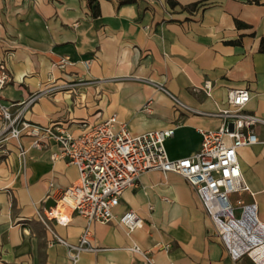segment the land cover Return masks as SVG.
<instances>
[{"label":"crops","instance_id":"0c3cea01","mask_svg":"<svg viewBox=\"0 0 264 264\" xmlns=\"http://www.w3.org/2000/svg\"><path fill=\"white\" fill-rule=\"evenodd\" d=\"M62 58L70 64L59 69ZM0 62L10 75L0 92L5 106L51 85L50 75L55 85L74 84L39 96L24 111L29 122L73 136L111 116L131 134L174 128L165 149L180 159L199 149V129L222 125L216 113L228 107L229 90L247 89L245 112L264 120V0H0ZM254 131L261 142L237 149L249 188L237 198L254 202L264 224V124ZM30 141L21 137L23 160L13 139L0 144V264H255L246 256L232 260L193 188L157 170L141 174L114 209L116 217L134 211L143 225L127 234L116 218L94 224L97 251H83L73 263L67 247L50 243L38 212L76 183L77 169L52 159L54 142L33 148ZM67 216L65 226L48 224L76 243L85 220ZM134 244L148 260L129 250Z\"/></svg>","mask_w":264,"mask_h":264},{"label":"built area","instance_id":"2783aa9c","mask_svg":"<svg viewBox=\"0 0 264 264\" xmlns=\"http://www.w3.org/2000/svg\"><path fill=\"white\" fill-rule=\"evenodd\" d=\"M69 64L68 58H62L55 65L64 69ZM83 65L88 69L90 60L83 61ZM9 81L8 69L0 62V92ZM48 82L51 85L39 89L23 102L10 106L0 102V144L13 139L18 147L19 158L23 160L26 154L21 143L23 135L31 138L30 145L33 148H42L54 142L57 151L52 154V159H63L76 167V183L62 191L54 207L38 212V219L52 235L50 243L67 247L68 257L73 263L77 262L81 252L97 251L93 244L94 224H106L116 218L125 227L127 234L143 225V220L134 211L129 210L116 217L114 209L123 191L134 187L140 175L151 170L163 174L176 173L186 180L195 191L212 221L217 237L232 260L250 256L251 251L264 245V224L258 220L256 204L245 203L239 197L233 200L234 195L249 191L239 167L237 149L261 142L254 127L264 124L262 118L244 110L250 98L247 89L227 92L228 107L216 113L223 119L222 125L214 130H198L201 142L193 155L171 159L167 155L165 142L173 136L174 128L131 134L125 124L116 127L117 119L111 116L78 136H73L56 125L29 122L24 117V111L39 96L52 95L65 86H74L73 83L55 85L51 75ZM202 90L209 96L211 81L205 80ZM171 98L182 105L174 97ZM13 107L15 110L11 111ZM145 107L148 108V104ZM68 211L75 212L85 220L76 243H69L48 224L54 220L57 224L67 225ZM155 246L164 251L170 249V244L158 243ZM129 250L148 260L146 253L137 245H132ZM260 260L264 263L262 258Z\"/></svg>","mask_w":264,"mask_h":264},{"label":"bare ground","instance_id":"6f19581e","mask_svg":"<svg viewBox=\"0 0 264 264\" xmlns=\"http://www.w3.org/2000/svg\"><path fill=\"white\" fill-rule=\"evenodd\" d=\"M252 260L254 259L257 262L261 263L260 258H262V260L264 261V245L257 247L256 249H254L253 251H251L250 256H249Z\"/></svg>","mask_w":264,"mask_h":264},{"label":"trees","instance_id":"16d2710c","mask_svg":"<svg viewBox=\"0 0 264 264\" xmlns=\"http://www.w3.org/2000/svg\"><path fill=\"white\" fill-rule=\"evenodd\" d=\"M94 0H90V3L92 4ZM195 4H192L190 7H194ZM94 10H95V14H97V6H94ZM235 24H236V27L238 28H242V27H248V25H246L245 23L239 21V20H235ZM262 50H263V47H262Z\"/></svg>","mask_w":264,"mask_h":264},{"label":"water","instance_id":"95a60500","mask_svg":"<svg viewBox=\"0 0 264 264\" xmlns=\"http://www.w3.org/2000/svg\"><path fill=\"white\" fill-rule=\"evenodd\" d=\"M55 204H56L55 200L48 199V200L45 202V207L48 209L49 207H53V206H55Z\"/></svg>","mask_w":264,"mask_h":264},{"label":"rangeland","instance_id":"374dc122","mask_svg":"<svg viewBox=\"0 0 264 264\" xmlns=\"http://www.w3.org/2000/svg\"><path fill=\"white\" fill-rule=\"evenodd\" d=\"M236 198H237V195H234L233 196V200H235ZM247 257L251 260V262H253L252 259L249 256H247Z\"/></svg>","mask_w":264,"mask_h":264}]
</instances>
